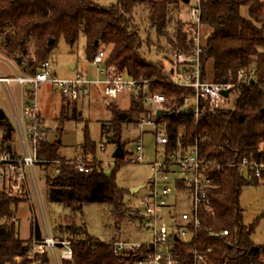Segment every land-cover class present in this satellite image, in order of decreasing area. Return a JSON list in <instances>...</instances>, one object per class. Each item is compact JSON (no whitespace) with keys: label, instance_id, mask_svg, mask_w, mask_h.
Returning <instances> with one entry per match:
<instances>
[{"label":"trees","instance_id":"1","mask_svg":"<svg viewBox=\"0 0 264 264\" xmlns=\"http://www.w3.org/2000/svg\"><path fill=\"white\" fill-rule=\"evenodd\" d=\"M182 9L179 0H116L109 7L91 0H0V50L11 58L21 75L34 76L45 62H51L60 40L73 46L83 36L85 56L90 63L100 47L110 48L108 62L126 77L161 80L166 78L168 68L162 63L147 62L140 52L143 45L168 53L183 46L186 36L182 34ZM139 10L146 14L145 40L137 19ZM201 18L207 31L202 56L205 80L232 83L240 68L264 64V8L259 0H201ZM151 32H155L156 41L151 39ZM162 90L178 102L185 93L174 88ZM71 105L62 107L61 122L81 116L77 104ZM108 108L112 116L101 124L102 132L117 144L124 128L138 121L144 107L132 101L126 110L112 104ZM164 123L171 147L177 142L185 147L197 143L202 157L222 164L240 157H257L264 150V94L246 92L232 109L206 113L198 119L176 113L167 116ZM17 145L14 124L0 108V152L16 153ZM59 149L60 143L51 141L48 132L38 151L39 159L62 163L58 175L53 174L52 165H38L49 202L72 213L81 214L85 206L99 204L108 205L117 217L128 214L130 209L123 202L126 191L118 187L115 179V172L122 167L120 159H116L112 176L106 175L95 162L93 170L83 174L67 164ZM95 150L96 145L85 131L83 155H91L96 161ZM214 178L219 185L210 195L215 217H208L206 225L219 232L227 230L228 235L215 238L201 234L203 246L212 249L208 264H264V245L251 240L254 229L244 226L239 205L243 187L253 183L230 168ZM20 204L0 193V264H18L15 258L29 252V239L19 237ZM55 235L73 242V259L62 264H128V259L114 254L111 245L90 237L83 226H60ZM177 252L182 264H193L187 247L179 245Z\"/></svg>","mask_w":264,"mask_h":264},{"label":"built area","instance_id":"2","mask_svg":"<svg viewBox=\"0 0 264 264\" xmlns=\"http://www.w3.org/2000/svg\"><path fill=\"white\" fill-rule=\"evenodd\" d=\"M179 1L182 7L190 5L186 14L183 9L180 13L184 19L182 34L186 39L181 48L169 51L170 67L164 79L126 77L116 65L108 62L109 54L104 47L98 50L91 62L95 78H90L87 73H79L73 78H58L51 62H45L34 76H23L13 69L14 76L6 77L0 68V86L6 102L1 109L14 124L20 149L19 153L0 156V193L21 204H29L33 212L29 252L24 257L15 258L16 263L62 264L73 259L72 240L56 237L50 227L36 172L38 165H52L53 174L58 175L62 164L60 160L38 158V151L49 132L38 106V91L42 84L51 85L71 104L84 103L96 90L101 91L107 104L115 105L119 97H124L144 107L138 121L130 125L137 132V137L131 142L133 150L126 152L125 144H122L124 156L120 160L127 165L144 164L146 135L154 137L155 144L164 149V154L160 160L150 164L152 177L138 191L143 192L138 215L140 227L151 233V238L129 242L115 236L106 242L112 246L115 255L128 259V264H182L177 252L179 245L189 249L193 264H208L212 249L203 246L201 234L215 238L228 235L227 230L219 232L206 225L208 217H215L210 195L219 185L214 175L230 168L249 183L264 185V150L257 157H240L232 163L222 164L202 157L197 143L185 147L177 142L171 147L164 123L167 116L184 113L198 119L206 113L232 109L246 92L264 94V64L254 63L240 68L232 83L204 79L202 56L206 35L201 18V0ZM259 3L264 8V0H259ZM174 42L177 43L175 37ZM11 84L16 85V91ZM158 87L179 89L185 93L178 102ZM225 91H229L227 96L223 94ZM231 104L232 107H228ZM158 111H161L159 116ZM114 145L116 149L117 144ZM101 151H106L103 144ZM94 162L104 171L103 164L94 161L91 155L67 159L68 165L83 174L93 170ZM111 165L107 164L106 168Z\"/></svg>","mask_w":264,"mask_h":264},{"label":"rangeland","instance_id":"3","mask_svg":"<svg viewBox=\"0 0 264 264\" xmlns=\"http://www.w3.org/2000/svg\"><path fill=\"white\" fill-rule=\"evenodd\" d=\"M91 1L101 7H109L116 2V0ZM189 8L190 5L183 6L184 14ZM243 15H247L246 10H243ZM145 16L146 14L143 11H138L137 19L142 27L141 37L143 40L147 36ZM206 32L205 29L204 34ZM150 34L151 39L156 41L155 32ZM84 46L85 39L83 36L73 46L68 45L63 39L59 41L51 57V68L58 78H73L79 73H87L90 78H95V69L85 56ZM105 49L110 55L111 49ZM140 53L149 63H162L166 68L170 67L169 60L171 61V55L166 50L164 52L157 51L155 48L149 50L143 45ZM8 60H10L9 64L14 69H17L11 58L0 50V68L6 77H13L14 72L7 64ZM71 64L76 66V69H72L70 67ZM11 87L16 91L15 84H11ZM100 95L101 91L93 92L84 103L77 105L78 113L81 115L78 120L68 119L61 122L62 107H70L72 105L68 101H63L61 94L52 88L51 85L42 84L38 91V106L44 126L49 131V139L51 141L57 140L60 143L59 155L61 157L73 159L78 155H83L81 146L85 141L86 131L90 141L96 145V159L103 164L106 175L112 176L116 169V160L113 158L115 145L107 135L103 134L104 131L102 132L101 127L102 123L111 119L112 113L110 108H106L103 97ZM4 105H6V102L4 101L3 89L0 86V108L4 107ZM117 106L126 110L130 107V101L124 97H119ZM228 107H232V104ZM136 137L137 132L131 126L124 128L121 143L125 144L126 152L133 150L131 142ZM144 143L145 163L127 165L124 162H120L122 167L115 172L118 187L126 191L123 202L130 209V213H126L123 217L113 215L108 205L90 204L85 206L80 214L72 213L70 209L62 205L49 202L45 186L42 184L44 175L37 166L36 172L40 179L47 218L54 233L60 226L64 227L67 224L75 223L76 226L85 227L90 237L101 242H108L115 236L129 242L148 241L151 238V233L141 230L138 216L141 207L140 197L143 192L132 194L130 189L148 184L152 177L150 164L162 158L164 149L157 146L154 137L150 135L144 137ZM101 144L106 147L104 153L101 151ZM16 148L19 153V146L17 145ZM2 154L4 153L0 152V156ZM107 164L112 165L106 168ZM239 205L243 211L244 226L253 227L254 229L251 240L256 245H264V185L251 184L243 187L239 196ZM32 217L33 212L29 204H20L17 219L21 240L25 241L30 238Z\"/></svg>","mask_w":264,"mask_h":264},{"label":"water","instance_id":"4","mask_svg":"<svg viewBox=\"0 0 264 264\" xmlns=\"http://www.w3.org/2000/svg\"><path fill=\"white\" fill-rule=\"evenodd\" d=\"M182 1H184L185 3L189 2V0H182ZM51 43H53V41H51ZM70 67L73 69L74 65L71 64ZM223 94L225 96H227L229 94V91H225V92H223ZM160 114H161V111H158L157 116H159ZM123 156H124V150H123L122 144L120 142H118L117 147L113 153V158L114 159H121ZM141 187H143V186L141 185L138 187L131 188L130 193L134 194V193L138 192Z\"/></svg>","mask_w":264,"mask_h":264},{"label":"crops","instance_id":"5","mask_svg":"<svg viewBox=\"0 0 264 264\" xmlns=\"http://www.w3.org/2000/svg\"><path fill=\"white\" fill-rule=\"evenodd\" d=\"M9 61L10 60H8L7 62V64H9ZM12 61V60H11ZM9 67H11L12 69H14L10 64H9ZM74 68L76 69V66H74ZM15 71H17L18 72V70L17 69H14ZM19 73V72H18ZM93 92H95V93H97V92H99V91H96V90H94ZM100 96H102V94L100 95ZM103 97V96H102ZM103 100H104V104H105V106H106V108H108L109 107V105L107 104V102L105 101V99L103 98ZM115 105H117V103L115 104ZM130 105H131V102H130ZM125 110V109H124ZM121 143V142H120ZM121 144H123V143H121ZM115 151V150H114ZM144 186V185H143ZM137 193V192H136Z\"/></svg>","mask_w":264,"mask_h":264}]
</instances>
